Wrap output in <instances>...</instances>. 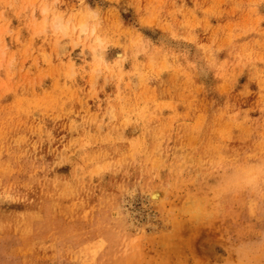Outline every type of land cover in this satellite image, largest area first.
Segmentation results:
<instances>
[{
  "label": "rangeland",
  "instance_id": "rangeland-1",
  "mask_svg": "<svg viewBox=\"0 0 264 264\" xmlns=\"http://www.w3.org/2000/svg\"><path fill=\"white\" fill-rule=\"evenodd\" d=\"M0 264H264V0H0Z\"/></svg>",
  "mask_w": 264,
  "mask_h": 264
},
{
  "label": "bare ground",
  "instance_id": "bare-ground-1",
  "mask_svg": "<svg viewBox=\"0 0 264 264\" xmlns=\"http://www.w3.org/2000/svg\"><path fill=\"white\" fill-rule=\"evenodd\" d=\"M61 25V24H60ZM104 54V52L103 51H101V55H103Z\"/></svg>",
  "mask_w": 264,
  "mask_h": 264
}]
</instances>
